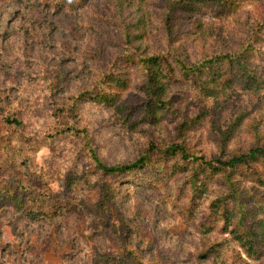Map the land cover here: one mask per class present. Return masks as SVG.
I'll return each mask as SVG.
<instances>
[{
    "label": "rangeland",
    "instance_id": "rangeland-1",
    "mask_svg": "<svg viewBox=\"0 0 264 264\" xmlns=\"http://www.w3.org/2000/svg\"><path fill=\"white\" fill-rule=\"evenodd\" d=\"M33 1L34 8L27 4ZM235 1L174 21L167 18L166 0H94L77 10L58 8L51 0H0V137L9 132L3 117L20 122L14 124L18 134L36 146L37 184L50 177L48 187L70 208L51 220L0 207V264H92L99 251L116 255L124 246L140 252L148 264H264V246L256 260L236 233H224L218 222L210 221L211 198L226 191L218 176H198L204 192L195 206L188 203L193 219L179 207L178 187L189 183L187 175L149 188L134 182V176L118 180L116 202L105 209L98 206L103 201L99 175L89 178L93 186L87 182L93 152L108 164H118L137 159L151 142L182 144L207 159L219 156L223 142L226 151L247 148L258 141V134L264 144V83L258 90L235 85L206 91L184 84L178 73L163 90L170 106L150 104V109L158 108L155 116L145 115L147 109L141 107L128 119L93 102L71 113L62 109L113 69L130 79L118 89L119 102L150 101L140 65L126 59L133 52H170L171 64L177 66L173 54L185 52L194 61L237 47L251 25L264 24V0ZM122 24L133 31L131 39ZM262 43L257 45L264 49ZM256 63L264 77V57ZM143 172L152 174L150 168ZM68 175L77 181L71 191L65 188ZM238 179L243 194H254L264 203V185L251 175Z\"/></svg>",
    "mask_w": 264,
    "mask_h": 264
},
{
    "label": "trees",
    "instance_id": "trees-1",
    "mask_svg": "<svg viewBox=\"0 0 264 264\" xmlns=\"http://www.w3.org/2000/svg\"><path fill=\"white\" fill-rule=\"evenodd\" d=\"M13 1L24 2V0ZM51 1L58 8L67 6L77 10L91 6L94 0ZM166 2L167 18L174 21L190 18L202 10L208 9L210 5L226 6L230 3L233 6L237 3L235 0H166ZM27 4L33 8L37 6L36 1ZM120 12L123 13V9H120ZM169 26L171 25H168V28ZM199 26L196 25V27ZM124 29L125 36L131 39L133 31H130L129 25H124ZM247 34L249 35L242 38L237 47L223 48L222 51L208 54L201 60L193 61L185 52H181L180 56L173 54L177 66L171 64L169 55L172 53L170 52L161 51L147 56L135 55L134 52L129 54L126 59L140 65L143 84L151 93L149 98L151 102L143 101L140 105H131L125 100L119 102L121 97L118 89L127 87L130 79L126 73H120L118 69H113L104 73L94 88L84 89L72 96L70 102L66 106L63 105L62 109L71 113L80 110L83 104L93 102L105 105L109 109H115L118 111V115L125 116V118L137 110L141 111V107L147 109L145 115L154 114L155 116L158 108L152 110L149 107L150 104L159 106V109L170 106L169 101L166 98L163 99L165 96L163 90L166 82L174 83L176 81L178 73L181 74L184 84L206 91L226 90L235 85L258 90L264 83L263 67L256 63L258 58L264 57V49L257 45L264 41V24L251 25ZM3 118L9 132L5 131L2 134V139L0 137L2 140L0 141V207L12 206L15 211L32 219L50 218L55 220L60 215L69 212L68 204L58 199L59 194L52 192L48 187L51 182L50 177L44 178L43 176V185L37 184L40 178L33 162L36 146L28 138L18 134L17 126L14 124L18 125L20 122L9 116ZM240 120L239 118L236 123ZM66 129L73 133H79L78 128L71 125H67ZM261 138L263 137L257 134L258 141L247 148L232 151H226L227 144L223 142L219 156L212 159L191 153L188 148L178 143L162 147L151 142L140 157L118 164H108L93 152L94 168L88 176L87 182L93 186L94 184H90L89 178L94 174L99 175L100 181L97 185L100 187L103 201L98 206L103 204L102 207H104L105 204L106 206L115 204L118 180L122 182L124 178L134 176L132 177L134 182L143 184L144 188H149L152 183L178 181V176L187 175L189 183L187 185L180 183L178 187L180 189L179 196H181L179 207L184 211L188 210L190 218H192L193 208L191 210L188 203L192 205L191 207L195 206L200 192H204L199 185L198 176L203 173L208 174V178L218 176L222 179L226 191L211 198L213 218L210 221L218 222L224 233H236L238 239L242 241V246L246 248L250 256L257 260L263 255L264 203L261 198V202L255 199L256 195L254 194H243L238 178L251 175L257 182L264 185V144L261 143ZM148 168L151 169L152 174L143 172ZM76 182L68 175L65 185L67 191L74 190ZM184 193L187 196L186 203ZM50 202L53 205L47 210L46 206ZM260 214H262L261 217H259ZM107 216L108 214H105L102 218L105 220ZM201 226L204 227L203 224ZM206 231L208 232V229ZM121 248L124 249L116 255L99 251L92 264H148L140 252L126 246ZM210 252L212 253V251ZM217 252L218 250L213 252L212 256H216ZM200 256L206 257L207 255L200 254Z\"/></svg>",
    "mask_w": 264,
    "mask_h": 264
}]
</instances>
